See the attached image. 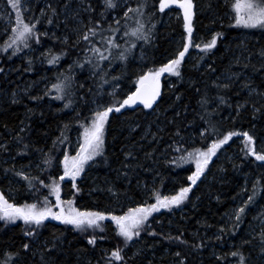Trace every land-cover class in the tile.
I'll list each match as a JSON object with an SVG mask.
<instances>
[{
	"label": "trees",
	"instance_id": "1",
	"mask_svg": "<svg viewBox=\"0 0 264 264\" xmlns=\"http://www.w3.org/2000/svg\"><path fill=\"white\" fill-rule=\"evenodd\" d=\"M63 1L48 0L49 5L54 7L57 12V15L53 18L54 22L50 24L51 28L58 29L60 27V6ZM99 2L100 0L90 1V4L95 10L91 13L94 18L97 15ZM158 5L159 0H147L146 13H152L154 11L153 20L155 22V29H153L152 34L154 40L152 38L153 41L144 45L143 56L145 58L141 60L143 64L140 68L134 67L132 61H130L127 70L123 69L119 61L113 64L116 71L112 72V76H121V79L119 81H113V84L119 83L121 88L129 89L128 93L135 89L134 81L136 76L142 73V70L147 71L150 68L159 67L161 64L167 63V59L173 51V46L175 45L173 41L176 36H173L174 34L170 35V38L173 37V40L170 41L165 37V32L170 27L169 22L162 28L158 27L161 21L160 18H162L161 13L158 11ZM50 14V11H48V15ZM207 19L203 20L206 21ZM44 22L47 23V16ZM208 22H210L209 19ZM194 25L196 26V31H199L200 24L196 22ZM211 26L213 29H210V31L212 30L211 32L213 34H219L216 35V46L207 52L200 53L192 65L194 67L193 69H188L182 63L181 76L177 77L168 73L161 76L163 83L171 81L174 85L172 90L167 87L162 88L161 99L157 103L158 108L164 114V117L161 118L162 121H165L162 132L164 138H161L160 141L157 139L153 141L149 145L152 148L148 149V151L145 147L131 149L132 143L122 140L120 133L117 134L114 130V127L116 129L120 124L117 118L123 117L122 119H129L133 113L137 115V118H140V123L147 125L149 122H147L146 114L148 113L144 112L136 114V111H125L121 115L112 116L106 124L104 155L97 158L96 162L91 164L90 171L92 169L95 170L98 181L99 176L110 172L111 169L114 171L116 164H119L125 158V162L121 166V171H116V175L110 174V177L102 180L101 183L103 185L109 184L106 187L111 189L112 195L121 204H124L127 200L126 198L133 195L132 184L135 182H144L149 179L148 175L153 174V167H157L159 170L157 171L160 174L158 179H160L156 189L160 192L166 188H175L184 183L185 178L195 169L194 164H182L180 167H177L172 161L185 154L186 150L190 151L194 147H203L210 143V139L203 140L200 136V133L207 128V124L204 119H201V116L208 118V113H211L210 118L217 124L221 135L226 134L228 131H247L254 137L255 149L264 152V108L254 113L252 100L246 97L245 94L240 93L235 84L230 85L228 89H219L216 87V84H226L223 82L224 77L222 76L225 71H231L229 68H232L235 71L242 70L246 78L250 80L249 82L254 84L258 91H264V56L261 55V52H264V29H256L250 32V35L247 37V43H244L247 52L246 60L243 63L236 64L235 61H231L230 53L226 49L233 50L238 47L236 45L238 43L235 44L233 39L238 36L237 30L229 27L227 24H220L219 26L218 23H215ZM208 39L209 37L204 34L200 37L201 42L207 43ZM41 40L42 43L39 46L42 47L45 42H49V45H53L52 52L55 54H58L62 49L66 52V55L60 58L58 65L64 64L62 65L64 67L78 59L83 61L85 55L83 52V43L73 47L71 40L67 44L61 43L59 36L50 39L41 37ZM34 46H37V44L33 43L32 47ZM4 47L5 42H0V82H3L5 78L11 79L14 75L17 76L16 79L19 76L25 75L22 65L23 62L16 61L15 55H11V49L3 51ZM24 50L28 51L29 49ZM247 56L249 60H247ZM245 65L247 66L245 67ZM87 76L89 77V74L84 76L83 72L79 71L76 80L79 84L75 81L71 89L75 93L72 98L76 102L73 108L80 112L79 117H77L76 111L72 109H70L69 113L63 112L60 116L53 117L54 113L47 110V106L42 101V95L38 96L41 98L37 100L32 99L30 101L28 99L31 98L25 97L23 101L18 103H9L8 101L0 103V138L8 143V149L10 142L8 134H14L17 127L22 123L25 122L28 124L27 131L22 136H19L22 139L19 141V145L16 146L17 150L12 153L15 158L14 163L22 162L23 164H27L30 158L29 154H32L34 151L39 153L40 160L43 162L42 154L37 149H42L57 162L61 156L58 150L64 149L65 146L71 143L73 133L83 131L76 121L90 115L89 109L91 108L93 99L97 97L98 92H104V89H98V83L90 82L89 84V81L85 80ZM82 79L84 80L81 81ZM81 84L84 85L83 88L80 87ZM221 95L226 98V103L224 104H220L217 99ZM81 96L84 99H80ZM201 97L208 99V104L205 107H201L198 103ZM245 100H248L249 103L246 104L245 109L242 108L240 110V115L237 116L236 104L238 102L242 103ZM256 101H259L256 107H260V104L264 103V98L258 97ZM250 106H252V109H250ZM213 109H216V111H213ZM69 123L70 128L65 132L67 139L63 143H57L54 147L53 142L61 136V129L64 128L65 124ZM178 130L179 135L176 134ZM113 138L115 141H112ZM240 141H242V144L238 146L237 142ZM155 142L158 145L155 146ZM25 144L29 145L27 149L24 147ZM177 148H179V151H177ZM231 148L241 149L243 153L240 152L239 156L234 157L231 161L221 162L218 167H213L215 162L211 161L209 167L215 168L214 170L220 169V171H216V173L210 176L213 181L201 183L199 179L195 185L191 186V191L188 193L187 198L190 199L191 197L189 206L182 203L180 206L174 207L171 211L161 209L159 213H154V219L152 217L149 218L150 227L148 232H155L157 235L146 238L149 236L148 232H142L140 238H134L137 241L142 240L141 246L146 250V260L150 262L146 263V260L140 256L138 258L139 260L128 259L127 264H163L169 257H174L176 261L186 258L185 264H221V258L214 259L207 255L206 246L208 242L201 237V233L211 226L213 230H216L219 221H221V225L223 224L221 219L230 212L235 200L238 198V194L243 189L251 193L253 180H259L261 188L260 195L252 205L264 203V167L261 166L264 162H260V165H257L255 157L245 155L243 136H233L228 144L222 146L218 152L229 150L225 155L228 156L232 154ZM125 152L131 153V155L123 157ZM1 164L0 167L3 166V168L9 169L8 165ZM49 169H52V167ZM40 177L45 179L46 176L40 175ZM54 179L59 180L58 178ZM4 184L5 181H0V188ZM189 184L187 182L186 186ZM61 186L66 190L68 189L67 184H61ZM106 187L104 189H108ZM195 187L197 188L195 189ZM86 188L89 190L90 187L87 186ZM28 191L31 192V190ZM33 191L36 195H39L34 189ZM102 200V197L96 193L86 197L81 194L77 204L81 206L80 210L95 211V207H98V210L102 208ZM180 207H183L185 212L182 220L175 214V211ZM251 208H248V210H251ZM157 214L159 215L158 219L155 217ZM247 215L248 213L246 214V218H244V222L247 221ZM48 220L44 222L42 232L40 231L41 234H39L38 245L41 244L44 247H36L41 253H44V248H48V251L44 253L48 259H45L46 264L52 261H54V264H83L81 262L82 258L84 255L87 258V254L92 256L97 261V264H103L105 261L101 251L111 252L117 246L122 247L124 244L122 237L117 234L114 235L113 229L115 227L112 221L108 222L105 220L103 222L107 226L106 231L103 233L97 232L98 237L104 236L105 239H97L96 245L93 246L88 244V238L83 235V232L72 230L69 228L70 225H64L62 223L56 226L50 223L55 220ZM21 225L20 222L5 225L0 221V253L4 250L9 253L19 251L20 255L15 258L23 259V263L37 264L41 259L33 257L31 251L32 239L29 240L27 238L28 236L25 235V231ZM241 228V225H239L237 231H240ZM90 231L92 230L89 229L88 232ZM181 233H183L181 238L186 240L188 242L187 244H181L174 240L169 241L164 238L167 235L175 237ZM231 234H223L224 238L221 241H213L212 243H224L226 241L225 238L228 240L232 239L231 241L237 243V246L241 247V252L245 254L247 244H243V241L246 239L241 240L238 239L237 234ZM25 243L30 244V250L25 251L23 249L22 246ZM201 243H203V247L198 249L193 247V245ZM249 244L253 246L252 248H257L258 246L260 248V238L254 239ZM126 250L125 248V254ZM177 252L181 253L180 257L175 255ZM158 256H162L160 261L156 259ZM251 256H256V251L252 252Z\"/></svg>",
	"mask_w": 264,
	"mask_h": 264
},
{
	"label": "snow or ice",
	"instance_id": "2",
	"mask_svg": "<svg viewBox=\"0 0 264 264\" xmlns=\"http://www.w3.org/2000/svg\"><path fill=\"white\" fill-rule=\"evenodd\" d=\"M104 7L99 13V19H95L91 13L95 10L88 0H80L82 11L89 13L88 19L85 22L84 19H77V25L73 28L75 33V40L72 43L73 47L79 46L83 43V52L85 53L83 61L79 59L74 61L76 66L83 68L86 64L91 66L92 75L98 76L102 81L98 84V89H103V84L109 83L106 79L110 75L109 69L112 68L114 62L119 61L124 70H127L128 65L132 59H135L133 50L138 46L141 47L142 55L140 57L143 60V44H149L151 42L153 29L155 23L151 24V27H146V21L144 17L148 15L151 22L154 16L152 13H146L147 0H136L135 7L131 6L130 0H101ZM28 0H7V7L15 13V22L11 24L9 28L10 35H8L5 41V47L3 51L11 49V55H16L18 52L24 49H31L32 44L37 45L42 43L41 37L47 36L48 33L41 32L37 27L41 23V19L47 16V23L52 24L53 18L57 15L56 9L48 6V11L44 8L40 9V15L37 17L26 18L24 13L31 11V7L27 6ZM170 5H176L183 12L184 30L188 34V42L183 44L182 50L178 51L174 58H171L167 63L161 64L159 67H153L147 71H142L141 74L136 76L134 81L135 90L130 91L125 97L121 98L116 89L119 88V83L113 85L112 91L107 95L110 97L108 101H102L93 99L92 103L94 108L89 109L90 116L83 117L76 121L83 131L80 133L78 139V149L75 155H69L67 151L64 152L63 158L59 160L62 165L63 173L59 176V180L49 176L51 183H46L45 179L40 176H34L30 172H26L24 167L16 169H5V172L11 171L17 177L22 178L30 190L39 191L37 184L41 187L47 188L48 194L43 196L42 201L33 203L19 204L16 202H10L3 193H0V221L5 225L16 221H23L25 228V235L33 237L38 235V229L44 226V222L48 219L59 221L64 225H71L75 230L86 233L89 229L93 234L88 236L87 242L89 245H96L97 239H105L104 236H97L95 232L101 233L106 231L107 226L103 224L105 220H111L114 224L116 234L123 238V246H117L114 250H111L110 254L105 255L106 264H127V260L131 257H127L124 249L129 246V242L134 238H140L142 232H148L150 227L149 218L153 217L154 213H159L161 209L171 211L174 207L180 206L187 198L188 193L191 191V186L195 185L204 174L205 170L209 167L213 157L217 156L218 151L222 146L228 144L233 136L242 135L244 137L245 155L255 157L256 161L264 162V152L257 151L254 147V137L247 131L237 133L236 131H228L226 134L221 135L217 124L211 120V113H208V118L201 116V119L205 120L207 128L200 133L203 140H209L210 143L203 147H194L190 151H185V154L176 158L172 163L180 167L182 164H194L195 170L188 175L187 179L191 183L188 186H181L174 195H164L159 190L153 188L148 199L135 207H128L122 214H114L113 212L106 211H92V210H80L74 204L73 200H63L61 198V181L65 178H70L72 181V187L77 192L80 191L76 184V178L85 171V167L91 166L89 162H95V158L102 157L105 149V133L106 124L110 121V114L120 113L126 106L131 107L136 104H142L145 109H151L156 102L157 97L161 95L160 78L163 74L168 73L177 77L181 76V65L185 58V54L188 52L190 44L192 43V19H193V0H159V11L164 12ZM67 7V4H65ZM123 7L122 15L117 9ZM234 8V26L243 27L245 29H264V0H237L233 5ZM115 12V15H110ZM79 12L74 14V19L79 17ZM34 19L35 22H32ZM129 20H134V26L128 24ZM106 25V26H105ZM219 35V34H216ZM216 35L203 45L195 44L196 48L201 49L203 52H207L214 48L217 43ZM69 37L66 35L61 40V43L67 44ZM121 41H123L121 43ZM137 42H142L138 44ZM44 55L50 56L47 59L49 65L59 63L60 58L66 55V52L62 49L58 54L52 52L49 49ZM264 56V52H261ZM106 65V66H105ZM247 65H245L246 67ZM73 65H69L67 72H58L56 76V83L52 84V88L47 90L44 94L49 95L52 90L56 95L52 97L55 100L65 101L64 108L72 109L76 103L73 100L75 94L71 91L74 85V78L72 74ZM123 75V73H122ZM237 75V74H234ZM113 81H119L121 76H112ZM84 87L83 84L80 85ZM219 89H228L230 84H216ZM244 88L248 89L249 97L255 93L257 96L264 98V91H258L256 88H252L248 83L243 84ZM99 95V92L97 93ZM41 97L33 96L31 99L37 100ZM80 99H84L83 96ZM220 104L226 103L224 96H218ZM201 107H205L208 104L206 97H201L198 101ZM249 103L245 100L243 103L236 104V115H240V110L244 108L245 104ZM259 101H252L254 113L259 112L261 108H264V103L260 104V107H256ZM206 110V109H205ZM216 111V109H213ZM77 117L80 116V112L76 111ZM70 123L65 124L61 129V136L53 142V146L57 143H63L67 137L65 132L69 130ZM23 131V129H21ZM207 133V135H206ZM179 135V130L176 133ZM214 137V138H213ZM22 137L17 136L19 142ZM25 149L29 145L25 144ZM0 150L7 151L6 145H0ZM39 152H43L42 149H37ZM51 151V150H50ZM179 151V148H177ZM21 154V153H18ZM43 164L47 167H52L53 158L47 153H44ZM131 153H126V156H130ZM264 167V163L261 164ZM40 171L43 172L46 168H41L37 165ZM260 181L253 182L251 194L247 196V200H243L241 205L234 210L235 222L232 223L231 228L221 227L220 233L231 231L235 234V230L239 227L240 222L243 220L247 209L256 201V198L260 195ZM111 190V189H109ZM49 196L55 198L53 204ZM149 200L154 202L149 203ZM55 209V210H54ZM229 218L231 219V216ZM264 223V212L260 213L257 217ZM148 235L155 236L157 233L148 232ZM183 233L178 236L167 235L164 238L169 241H177L181 244H187L186 240H183ZM261 252H264V227L261 228L259 233ZM216 239H221V236H216ZM251 241L244 240L243 244H248ZM25 251L30 250V244H23ZM194 248L203 247V243L193 245ZM45 251H48L46 248ZM138 253H134L136 255ZM232 257H238L236 264H247V258L237 247L235 251L229 253ZM9 260H5L4 264H9V261L15 259L20 255L19 251L16 253L6 254ZM177 257L181 256L180 252L175 253ZM44 257L42 256V260ZM185 259L182 258L179 264H185ZM219 259V257H218ZM46 264V262H45Z\"/></svg>",
	"mask_w": 264,
	"mask_h": 264
},
{
	"label": "rangeland",
	"instance_id": "3",
	"mask_svg": "<svg viewBox=\"0 0 264 264\" xmlns=\"http://www.w3.org/2000/svg\"><path fill=\"white\" fill-rule=\"evenodd\" d=\"M90 1L91 0H88L89 3ZM212 2L213 4H211ZM236 2L237 0H193V5H194L193 7L194 14H193V19H192L193 40L182 62L185 67H187L188 69L194 68L192 65L195 59L198 57L200 53H203L201 49L195 47V44L203 45L205 43V42L200 41V37L202 36V34L207 35L209 37L208 42L212 39L214 35H216L211 32L212 30L210 31V29H213L211 25L215 23H218L219 26L220 24H227L229 27L233 29L235 28L237 30L238 36L234 37L233 39L235 41V44L238 43L236 44L238 45V47L234 48L233 50H229L227 48L226 51L230 53L231 61H235L236 64L243 63L246 60L247 52H246L244 43H247V37L248 35H250V32L256 29H245L243 27L234 26L235 13H234L233 5ZM240 2H243V0H240ZM130 3H131V6L135 7L136 0H130ZM65 4H67V7H65ZM27 6L31 7V11H26L24 13L25 17L34 18L40 15L41 8H44L46 11H48L49 3H48V0H28V5H26V7ZM103 7L104 5L100 0L99 5H98L97 15H95V19L100 18L99 13L102 11ZM158 8H159V5H158ZM117 11L120 12L122 15L123 7H121L120 9H117ZM77 12H79L80 15L79 17L74 19L73 18L74 14ZM160 13H161L160 15L162 16V18H160L161 21L159 19L160 22H159L158 27L160 28L164 27V25H166L167 22H169L168 24H170V27L168 28L169 30L165 32V37L167 38V40L168 41L173 40L172 39L173 37L170 38V35L174 34L173 36H176V38L173 41V43H175V45L173 46V51L171 53V56L167 59L169 60L171 58H174L178 51L182 50L184 43L188 42L187 40L188 34L185 32L184 27H183V24H184L183 12L181 9L178 8V6L176 5L172 7L169 6V8H166L164 12H160ZM115 14L116 13L113 12L110 15H115ZM88 15L89 13L82 11L80 0H64L60 6V15H59L60 27L58 29L51 28L50 24L44 22L46 16L41 19V23L37 25V27L40 29L41 32L46 31L48 33L47 36H42V37H46L50 39L52 37L59 36V38H61L62 40L64 36L67 35L69 37V40L73 42L76 38L75 33L73 32V28H75L77 25V19H84L86 22L88 19ZM202 18L203 19L208 18L210 22H208V19L205 21ZM144 20L147 22L146 27H151V24L155 23L153 20V17H152L151 22H148L149 21L148 15L144 17ZM133 21L134 20H129L128 24L130 26H134V23H132ZM14 22H15V13L12 12V10L7 7V0H0V42L4 43L7 40L8 35H10L9 28L11 24H14ZM32 22H35L34 19L32 20ZM196 22L200 24L199 31H196V26L194 25V23ZM152 38L154 40V36H152ZM152 38H151V41H153ZM122 42L123 41H121V43ZM137 43L140 44L142 42H137ZM144 45L145 44H143V47ZM49 49L53 50V45H49V42L48 43L45 42L42 47L37 45L29 49L28 51L23 50L14 56L16 61L23 62L22 65H23L25 75L19 76L17 79H16L17 76L14 75L13 78L11 79L5 78L3 79L4 80L3 82H0V103L3 101H8L9 103H18V102L23 101L25 97L31 98L32 96L38 97L42 95L43 97L42 101L44 105L47 106L48 108L47 110L52 111L54 113L53 117H58L63 112L69 113L71 108L65 109L63 106L65 101H59V100H55L52 98L56 95L54 90H52L49 95L44 94L47 90L52 88V84L56 83V76L58 72H67L69 70V65H73L71 71L73 74L74 82L77 80V75L79 71H81L83 72L84 76L86 74H89V77L87 76L85 78L86 81H89V84L90 82L91 83L95 82L98 84L102 83V81L99 80L98 76L92 75V69L90 65L86 64L83 68H81L79 66H76L74 64V61L71 64H67L64 67H62V65L64 64L58 65V63L55 65H49L47 63V59L50 58V56L46 57L44 55V53H46ZM133 54H134L135 59L131 60L133 62L132 65L134 67L140 68V66L143 64V62L140 59L142 55L141 47L138 46L137 48H135L133 50ZM247 60H249L248 56H247ZM113 64H115V62ZM230 69L231 71H227V72L225 71V73L223 74L222 76L224 77L223 82L226 84H230V85L235 84V86L240 91V93L245 94L246 97H248L250 100L256 101L259 96L253 93L252 96L249 97L248 89L244 88L243 84L248 83L250 87L256 88V89L257 87L251 82H249L250 80L246 78L242 70L235 71V70H232V68H229V70ZM113 71H116V70L114 66L112 65V68L109 69L110 75L106 77V79L109 80V83L103 84L104 92L99 93V95H97L95 99L102 100L105 102L110 100V97L107 95V93L112 91L113 89L114 84H113V80L111 79L113 75L112 74ZM234 74H237V75H234ZM83 80L84 79H82L81 81ZM76 83L79 84V82L77 81ZM160 85H161V93H162L163 87H167L168 89L172 90V87L174 86L171 81H167V83H163L162 78H160ZM128 90L129 89L127 88L123 89L120 86L118 89H116V91L119 93L121 98L125 97L128 94ZM160 99H161V95L157 97V100L153 104V107L151 109H145L143 105H134L131 107L126 106L124 109L121 110L120 113L110 114V118H111L114 115H121L125 111H133V112L136 111L135 112L136 114L141 113V112L148 113L146 114L147 122H149L147 123V125H143V123H140L141 122L140 118H137V115H135L134 113L131 115L129 119H122L123 117L117 118V120L119 119L120 124L119 126H117L119 128L116 127L115 129L114 127V130L117 132V134L120 133V136H122L121 138L122 140L132 143L131 149H134V148L138 149L141 147L143 148L145 147V149L148 151V149L152 148L149 145L153 141H155L156 139L160 141L161 138H164L162 132L164 130L165 121L161 120V118L164 117V114L161 112V110L158 108V105H157ZM28 100L31 101L32 99H28ZM246 106L247 105L245 104L243 109H245ZM94 107L95 105L91 103V108H94ZM250 109H252V106H250ZM27 126L28 124L24 122L20 126L17 127V129L15 130L16 133L14 132V134H11V135L8 134V137L10 139L9 149H8V143L6 141L1 140L0 138V145H6L8 149L7 151L0 150V166L2 165L1 163H3V164L8 165L9 169H12L13 167H15L16 169H20L21 167H24V170L26 172H30L34 176L45 175L46 183H51L49 176H51L52 178L59 179V176L62 175L63 173V168H62V165H60L59 160L63 158V154L65 151H67L69 155L76 154V151L78 149L77 141L80 138V133L82 131L73 133V138H72L71 143L65 146L64 149L58 150L59 155L61 154V156L58 158L57 162L56 160H53L54 166H52V169H49L47 168V166L43 164V162H41L39 153L35 151L32 152V154H29L30 158L28 159L27 164H23L22 162L14 163L15 158L13 157L12 153L17 150L16 146L19 145V142L17 141V136L18 135L22 136L27 131L26 130ZM21 129H23V131H21ZM236 132L242 133L238 131ZM13 135H15V137H13ZM239 136H242V135H239ZM112 141H115L114 138ZM133 144H134V147H133ZM241 144H242V141L237 142L238 146H240ZM156 145H158L157 142H155V146ZM228 151L229 150L218 152L217 156L213 157L212 161L215 162L213 167L215 166L218 167V165L223 161H226V162L231 161L234 157L239 156L240 152L243 153L241 149L231 148L232 154L225 156L226 152ZM44 153H45L44 151L40 152V154H42L43 159L45 158L43 155ZM123 157H126V152L123 154ZM97 158H95V162ZM124 162H125V158L121 160L119 164H116V168L114 169V171H112L111 169L110 172H106L105 174L99 176L98 181L96 178L97 174L95 173V170L92 169V171H90L91 166L86 165L85 171L82 172L81 175L76 178V184L80 189L79 192H77L76 189L72 187V181L70 178H65L64 180L66 181L65 183H63L64 181L60 182L61 184H67V187H68V189L66 190L64 189V187L61 186L62 199L63 200L65 199L73 200L75 206L80 209L81 206L78 205L77 203L79 201V197L81 196V194L86 197V196H89L90 194L92 195L96 193L99 196H101L103 199L102 200L103 206L101 209H99V211L113 212L114 214H122V212L126 211L128 207L137 206L138 204L142 203L144 200L148 199V196L150 195L153 188L156 189L157 184L160 179V178L158 179L160 175L158 173L159 170L157 169V167L156 168L153 167L152 168L153 174L148 175L149 179L147 181L140 182V183L135 182L134 184H132L133 185V193H132L133 195L126 198L127 200L125 201V203L121 204V202L118 201V199L112 195V191L109 190L110 188L106 187L109 184L103 185L101 183H102V180H105L108 177H110V174L116 175V171H121V166L123 165ZM255 162L257 165H260L259 161H255ZM89 163L91 165L93 162H89ZM37 165H40L41 168H47V169L41 172L40 168H38ZM213 167L207 168L204 174L201 175V178H200L201 183L205 181H213L212 178H210V176L213 173H216V171L218 172L220 171V169L214 170L215 168ZM187 177L185 178L184 183L180 184L179 186L175 188H166L162 190L161 193L164 195H174L181 186H186L187 182L191 183L190 181H188ZM0 181H5L4 186L0 188V193H3L5 197L10 200V202H16L19 204L33 203V202H37L38 200L42 201L43 196L47 195L49 191L47 188L41 187L40 185H37V188H39V191H38L39 195H36L33 190H31V192L28 191L30 189L28 188L26 182L22 178L15 176L13 172L11 171L5 172V168H3V166L0 167ZM253 182H255V180H253ZM253 182H252V185H253ZM86 184L87 186L90 187L89 190L86 188L87 187L85 186ZM105 187L108 189H104ZM196 188L197 187H195V189ZM249 194H251L250 191L247 192L245 191V189H243L238 194V198L235 200V203L232 206L230 212L227 215H225V217H222L221 220L223 224L221 225V221H219V225L216 227V230H213L212 229L213 227L211 226L210 228H206L201 233V237L208 242L206 246L207 255L210 258H214V259H218V257L221 258L222 259L221 264H236L238 257H232L229 253L231 251L236 250V248L238 247L237 243H234L231 241L232 239L228 240L227 238H225L226 241L224 243L214 242L213 244L212 242L221 241V239L224 238L223 234L230 235L232 233L231 231H228V232L221 234L219 230L221 227H225V226H227L229 229L231 228L232 223L235 222V216L233 214L234 210L241 205L243 200H247V196ZM49 199L53 204L55 203L54 197L49 196ZM190 199L185 200L183 204L185 203V205L189 206ZM148 202L151 203V202H154V200H149ZM257 205L254 204V206L253 205L250 206L252 207L251 210L247 209L246 211V214L248 213L247 221L244 222L245 221L244 218H246V214H245L243 217V220L239 224L241 225L242 228L240 229V231L239 230L237 231V229L235 231V234H237L238 239H241V240L246 239L251 242L254 239H259V233H260L261 228L264 227V223H262L261 219H258L257 217L260 216L261 212H264V203L257 204ZM94 210L95 211L98 210V207H95ZM175 214H177L178 218L182 220L183 215L185 214L184 208L180 207L178 210L175 211ZM230 214H233L231 216V219L229 218ZM155 217L158 219L159 215L157 214ZM106 221L111 222V220H106ZM16 222H20L22 224L21 225L22 229L25 231L26 226L24 225L23 221L18 220ZM50 223L56 226L61 224L59 221H51ZM42 228L43 227L37 230L39 234H41ZM69 228L72 230H75L73 227H71V225L69 226ZM113 231H114L113 232L114 235H116L115 229H113ZM150 231H151V228H150ZM39 234L33 237H27V238L29 240L32 239L31 240L32 241L31 251H32L33 257L41 259L38 261L37 264H45V259H47V257L45 256L44 253L47 252L45 251L47 247L44 248V253H41L39 250H37V248L44 247L41 244L38 245ZM92 234L93 232L90 231V232L84 233L83 235L86 238H88V236ZM95 235L98 236V232H96ZM216 236H221V239L217 240ZM150 237H152V235H149L146 238H150ZM141 243H142L141 239L138 241L133 240L129 242V246L126 248L127 257H131V259L134 260V259H138L141 256V258L143 257L146 260L147 259L146 250H144V248L141 246ZM252 247L253 246H251L249 243L247 244V250L244 254V256L247 258V264H264V252H261V245H260V248H258L259 246L257 248H252ZM239 248L241 251V247ZM254 251H256V256H251V253ZM107 253L110 254L109 251ZM134 253H138V254L133 255ZM6 254H9V252L6 250L0 253V264H4L5 260H9V257ZM101 254L104 255V261H105L106 251L104 250L101 251ZM41 256L44 257L43 260ZM85 257L86 256L84 255L81 261L83 264H97V261L89 254H87V258ZM161 258L162 256H158V258L156 257L158 261H160ZM22 260L23 259L15 258V259L10 260L9 264H27L26 262L23 263ZM179 261H176L174 257H169V259L163 264H179ZM149 262L150 261L146 260V263H149ZM50 263L54 264V261ZM50 263H47V264H50ZM103 264H106V262Z\"/></svg>",
	"mask_w": 264,
	"mask_h": 264
},
{
	"label": "bare ground",
	"instance_id": "4",
	"mask_svg": "<svg viewBox=\"0 0 264 264\" xmlns=\"http://www.w3.org/2000/svg\"><path fill=\"white\" fill-rule=\"evenodd\" d=\"M136 105H142V104H136ZM134 106V105H133Z\"/></svg>",
	"mask_w": 264,
	"mask_h": 264
},
{
	"label": "water",
	"instance_id": "5",
	"mask_svg": "<svg viewBox=\"0 0 264 264\" xmlns=\"http://www.w3.org/2000/svg\"><path fill=\"white\" fill-rule=\"evenodd\" d=\"M171 6V5H170Z\"/></svg>",
	"mask_w": 264,
	"mask_h": 264
}]
</instances>
